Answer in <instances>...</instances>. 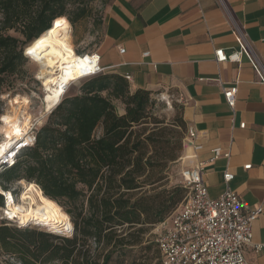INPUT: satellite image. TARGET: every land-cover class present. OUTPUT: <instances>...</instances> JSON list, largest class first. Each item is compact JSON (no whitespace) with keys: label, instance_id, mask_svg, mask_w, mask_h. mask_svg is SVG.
I'll return each mask as SVG.
<instances>
[{"label":"trees","instance_id":"obj_1","mask_svg":"<svg viewBox=\"0 0 264 264\" xmlns=\"http://www.w3.org/2000/svg\"><path fill=\"white\" fill-rule=\"evenodd\" d=\"M94 1L0 0V95L6 79L21 73L30 60L25 56L28 45L59 19L76 25L89 18ZM11 31L23 39L8 35ZM79 83L80 92L69 94ZM118 102L124 106L121 113ZM154 104L151 92H132L127 78L117 73L72 84L36 132L34 144L18 152L12 167L2 168L0 188L15 196L12 184L25 180L58 205L75 204V235L61 239L1 220L0 250L19 256L21 264H110L115 252L141 244L142 229L121 234V228L166 222L184 202L187 189L164 191L151 201L135 197L160 182L180 157L188 128L182 118L172 128L163 127L152 113ZM4 207L0 195V209ZM149 211L154 218L148 219ZM90 239L112 250L102 263L83 251ZM56 240L63 245H54ZM158 252L161 261L159 247Z\"/></svg>","mask_w":264,"mask_h":264},{"label":"crops","instance_id":"obj_2","mask_svg":"<svg viewBox=\"0 0 264 264\" xmlns=\"http://www.w3.org/2000/svg\"><path fill=\"white\" fill-rule=\"evenodd\" d=\"M222 1L108 0L98 42L80 55L99 54L106 72L131 78L132 92L145 90L152 98L170 94L180 100L182 119L196 132L201 147L192 164H206L210 197L230 190L248 207H262L253 223L252 242L264 245V77L246 53L240 63L215 61L217 49L228 56L241 50L234 19L264 63V0ZM235 81L239 84L231 109L224 90ZM218 149L220 156L214 159ZM228 172L234 179L226 183ZM245 256L248 264H264V249L257 253L251 245Z\"/></svg>","mask_w":264,"mask_h":264},{"label":"built area","instance_id":"obj_3","mask_svg":"<svg viewBox=\"0 0 264 264\" xmlns=\"http://www.w3.org/2000/svg\"><path fill=\"white\" fill-rule=\"evenodd\" d=\"M232 27L242 46L241 50L228 56L223 49H217L215 50V61L219 64L240 63L243 54L246 53L251 56L256 68L264 77V63L249 44L245 30L234 19ZM78 56L80 58L90 57L91 60L96 61L97 69L90 75L71 81L65 88V93L75 82L106 72L100 65L99 54ZM126 78L131 81L130 77ZM238 84L239 82L235 81L224 90V99L231 109H234L236 105ZM241 128L244 129L245 124H242ZM196 138V132L188 129L186 141L189 154L186 159L190 160L191 166L185 168L181 175L182 186L188 190V195L179 209L161 224L163 232L156 240L160 250L161 264H248L245 256L247 247L252 245L257 253L264 249V245H253L252 242L253 223L261 216L263 209L260 206L248 207L238 195L230 190L219 198L210 197L204 179L206 164L203 162L192 164L197 160V152L201 150V147L196 144ZM32 139L31 145L22 146L20 144L14 147L15 155H8L0 164V171L4 166L12 167L16 162L18 152L34 144L35 137ZM213 152L214 159H217L220 156V150ZM250 168V165L244 167L245 170ZM233 179L234 175L230 172L224 175L226 183ZM0 192L11 193L10 197L3 195L5 207L0 209L4 213L1 220L14 221L7 213L10 206L16 203L14 195L12 192Z\"/></svg>","mask_w":264,"mask_h":264},{"label":"rangeland","instance_id":"obj_4","mask_svg":"<svg viewBox=\"0 0 264 264\" xmlns=\"http://www.w3.org/2000/svg\"><path fill=\"white\" fill-rule=\"evenodd\" d=\"M107 2L108 0H95L88 6L89 11H91V16L78 22L76 25H72L73 31L69 40V45L73 47L75 54L88 52L94 49V44L99 40V35H97L100 30L98 21L101 19L103 6H105ZM8 35L20 37L13 31L9 32ZM20 39L23 38L20 37ZM28 47L26 48V53ZM39 69L40 67L36 63L32 60H28L22 68L21 73L6 79L0 95V144L10 139L20 138V140H24L28 137H35L38 129L46 122L47 117L52 112L53 109L50 111H47L46 109V91L42 80L39 79L38 76ZM80 86V83L74 86L70 90L69 94H78L80 92ZM153 101L155 104L152 108V113L159 121L163 122V127L172 128L176 120L182 118V103L180 100H177L176 97L170 94L168 96L167 94H157L154 96ZM116 107L120 113L123 112L124 106L120 102L116 103ZM8 115L9 118L17 122V128L20 129L21 133L20 135L16 134V129H10L9 124L3 120V118ZM183 152L184 151H182L180 153V157L175 162L170 163L168 168L161 174L162 179L160 182L152 186L148 185L144 187L142 191L136 194L135 198L145 197L146 201H151V197L162 194L164 191H170L175 188L183 189L181 178L182 171L191 166L190 160L186 159L189 154L188 149L187 152ZM23 183L28 182L22 180L12 184V189L15 192L14 198L16 199V203L20 202V195L24 189ZM59 206L64 210V212H72V215H68L71 226V232L68 234H51L55 232L42 229L35 225L21 226L18 225L19 223L16 221H11L10 227H21L29 229L30 231L44 232L57 236L61 239H72L75 235V222L79 219L77 207L75 204H71L69 202H63L62 204H59ZM3 215L4 213L0 210V225ZM154 216L155 213L151 214L149 211L148 219L154 218ZM139 229L144 231L141 235V244L128 248L126 252H115L111 258L110 264H161L158 247L156 245L157 237L163 232L161 225H153L150 224L149 221L147 224L137 226L132 229L126 225L121 228L119 233L137 232ZM56 244L63 245V241L56 240L54 241V245ZM83 251L89 253L93 258L102 263L103 256L112 250L111 248L105 249L103 245H98L94 239H90L83 248ZM0 264H21V261L19 256L9 255L0 250ZM50 264L62 263L54 262Z\"/></svg>","mask_w":264,"mask_h":264},{"label":"bare ground","instance_id":"obj_5","mask_svg":"<svg viewBox=\"0 0 264 264\" xmlns=\"http://www.w3.org/2000/svg\"><path fill=\"white\" fill-rule=\"evenodd\" d=\"M72 31V25L67 19H59L27 49V55H30V59L40 67L38 76L46 91L47 111L60 103L65 88L71 81L90 75L97 69L96 61L90 57L80 58L69 45ZM9 115L3 120L9 124L10 129L15 130L17 122L9 118ZM32 142V137H28L24 140L10 139L0 144L3 148V152H0V164L15 149L14 147L20 144L31 145ZM23 185L20 202L10 206L8 216L21 226L35 225L55 232L53 234L70 233L68 214L57 203L47 198L36 184Z\"/></svg>","mask_w":264,"mask_h":264},{"label":"snow or ice","instance_id":"obj_6","mask_svg":"<svg viewBox=\"0 0 264 264\" xmlns=\"http://www.w3.org/2000/svg\"><path fill=\"white\" fill-rule=\"evenodd\" d=\"M15 131H16V134L17 135H20L21 134L19 128H16ZM0 152H3V148L2 147H0ZM10 154L11 155H15V150L13 149V151ZM0 195H6V196L10 197L11 196V193H2V192H0Z\"/></svg>","mask_w":264,"mask_h":264},{"label":"water","instance_id":"obj_7","mask_svg":"<svg viewBox=\"0 0 264 264\" xmlns=\"http://www.w3.org/2000/svg\"><path fill=\"white\" fill-rule=\"evenodd\" d=\"M25 56H26L27 58H29V59L31 58L30 55H27V53L25 54ZM30 60H31V59H30ZM54 108H55V107H54ZM54 108H53V109H54ZM45 232H46V231H45ZM48 233H49V232H48ZM51 234H53V233H51ZM56 235H59V234H56Z\"/></svg>","mask_w":264,"mask_h":264}]
</instances>
